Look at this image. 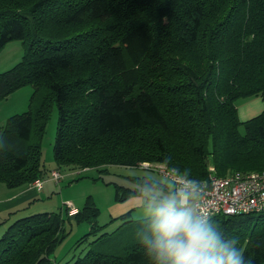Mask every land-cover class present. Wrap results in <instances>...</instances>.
<instances>
[{"label":"trees","instance_id":"16d2710c","mask_svg":"<svg viewBox=\"0 0 264 264\" xmlns=\"http://www.w3.org/2000/svg\"><path fill=\"white\" fill-rule=\"evenodd\" d=\"M14 39L24 55L0 71V99L28 84L35 90L29 109L9 116L0 132V185L45 177L42 140L54 105L58 165L149 161L196 180L208 178L210 164L219 176L264 170V108L242 121L237 106L240 98L264 102V0H0V50ZM138 181L133 188L117 184L115 201L164 187L149 175ZM98 214L88 199L69 215L92 224L79 242L101 228ZM64 222L60 210L8 222L0 264H53ZM206 223L222 241L238 238L253 264H264V212ZM63 264L153 260L138 241L122 254L90 248Z\"/></svg>","mask_w":264,"mask_h":264},{"label":"rangeland","instance_id":"374dc122","mask_svg":"<svg viewBox=\"0 0 264 264\" xmlns=\"http://www.w3.org/2000/svg\"><path fill=\"white\" fill-rule=\"evenodd\" d=\"M23 55L24 45L20 39L8 42L0 50V71L12 68L22 59ZM34 90L35 87L28 84L0 99V132L9 116L29 109ZM255 101L262 103V111L264 102L260 96L240 98L237 101L240 120H248L255 116L241 117L240 115V110L243 107ZM57 124L58 109L54 105L42 140V166L46 173L44 177L45 190L40 192V189L33 188L32 192L30 191L31 196L27 197V194L24 196L20 194L19 196V193L24 189L27 190L30 184L16 187H8L4 183L0 185V224L9 217V221L3 223L6 225H0V236L8 222H12L21 216L40 211L60 210L65 217L64 229L66 236L52 254L53 264H63L66 261L71 263L78 256L84 255L90 248L112 254L124 253L127 247L138 241H143L146 235H150L147 230V217L145 216L147 197L142 198L141 204L133 208H126L119 213L118 211L122 207L115 206L116 203L128 204H124L126 200L115 201L117 184L133 188L139 186L138 177L149 175L153 180L161 182L164 186H153L152 188L161 190L162 194H171L175 192L173 181L156 170L144 169L139 166L112 164L106 166L105 169L104 167L72 168L58 165L54 155ZM240 129L244 132L243 124ZM54 169L62 174L60 181L52 178L51 172ZM88 199H91L99 209L97 220L101 228L97 230L96 234H91L85 240L79 242L91 230L92 224L87 220L77 221L74 216L69 215L73 214L72 208H83ZM130 206L132 205L129 204L127 207ZM130 210L132 214L127 219L132 220L125 223L127 219L121 218V215ZM103 233L104 237L94 243L93 241Z\"/></svg>","mask_w":264,"mask_h":264},{"label":"clouds","instance_id":"9594fccd","mask_svg":"<svg viewBox=\"0 0 264 264\" xmlns=\"http://www.w3.org/2000/svg\"><path fill=\"white\" fill-rule=\"evenodd\" d=\"M150 235L143 238L153 264H253L237 247L238 238L222 241L191 203L185 189L171 194L145 188Z\"/></svg>","mask_w":264,"mask_h":264},{"label":"built area","instance_id":"2783aa9c","mask_svg":"<svg viewBox=\"0 0 264 264\" xmlns=\"http://www.w3.org/2000/svg\"><path fill=\"white\" fill-rule=\"evenodd\" d=\"M141 168L156 170L171 178L174 191L185 189L191 193V203L206 221L216 215H232L264 212V170H235L225 176L215 174V167H208L209 176L205 180L189 178L176 168L161 163L144 161ZM51 176L60 181L62 174L54 169ZM44 177L37 178L31 186L41 189ZM78 209L72 208V213Z\"/></svg>","mask_w":264,"mask_h":264},{"label":"crops","instance_id":"0c3cea01","mask_svg":"<svg viewBox=\"0 0 264 264\" xmlns=\"http://www.w3.org/2000/svg\"><path fill=\"white\" fill-rule=\"evenodd\" d=\"M261 109H262V103H260L259 101H255L254 103H250L247 106L243 107L242 110H240V112H241L240 115H241V117H245L247 115H249V116H251V115H257V114H259V112L261 111ZM33 188H36V187H33V186L30 185L27 190L26 189H24V191L22 190L19 193V196H20V194H23L22 196H24V195L27 194V197L28 196H31L30 195V191L32 192V189ZM41 190H45L44 183H43V187L39 191L41 192ZM40 192H38V193H40ZM126 203L128 205H123L121 203H116L115 206L122 207V209H120L118 211L119 213H121L126 208H133L134 206H137V205L141 204L142 203V197H140V196L131 197L128 200H126L124 204H126ZM129 204H131L132 206L127 207V206H129Z\"/></svg>","mask_w":264,"mask_h":264}]
</instances>
